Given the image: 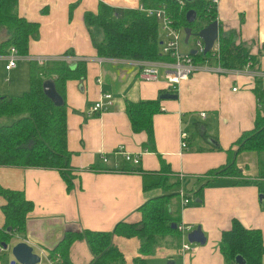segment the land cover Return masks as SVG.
Here are the masks:
<instances>
[{"label": "crops", "instance_id": "0c3cea01", "mask_svg": "<svg viewBox=\"0 0 264 264\" xmlns=\"http://www.w3.org/2000/svg\"><path fill=\"white\" fill-rule=\"evenodd\" d=\"M99 3L113 8L141 6L140 0H14L12 4L14 13L39 24V36L30 40L27 55H70L86 61L84 75L67 80L65 85L67 148L75 170L72 187L67 189L53 169L0 166V185L23 191L33 202L26 234L18 241L28 242L41 256L38 264H61L49 256L48 250L66 230L110 231L120 221L137 222L140 205L159 192L144 191L140 173L113 169L116 163H123L113 150L123 145L131 153H142L138 166L143 170L159 169V154L179 174L180 192L189 199L182 189L188 183V192H194L196 198L181 207L180 222L193 228L199 225L206 237L204 244L193 243L192 250L185 253L179 251L181 242L177 247L170 241L163 242L147 257V264H225L219 241L234 218L245 227L261 230L264 264V178L256 177L254 171L259 156L252 155L256 163H248L249 179L245 183L230 176L211 178L205 174L224 164L226 149L242 131L253 127L254 80L242 74L200 70L180 81L174 92L161 71L158 81L150 82L139 77L131 60L98 61L100 56L93 46L85 15L95 14ZM216 6L222 28L235 30L240 40L259 54L255 66L264 67V0H220ZM163 36L159 33L161 43ZM96 39H101V35H96ZM16 67L4 71L14 72ZM12 78L6 77L5 81L11 84ZM26 84L28 87L29 70ZM24 86H8L5 91L0 89V94L20 95ZM161 90L176 93L177 98L160 99ZM103 93L111 95V103L104 111L90 113ZM147 99L159 100L160 110L152 121L157 153L144 151L148 135L144 131L133 132L126 114L128 101ZM199 112H205V116ZM182 130L188 133L186 148L180 146ZM104 155L107 162L102 161ZM3 203L0 196V228L4 225ZM114 243L126 263L133 264L138 256V240L115 236ZM69 256L72 264H88L93 257L84 239L72 243ZM8 260H12L11 255Z\"/></svg>", "mask_w": 264, "mask_h": 264}, {"label": "trees", "instance_id": "16d2710c", "mask_svg": "<svg viewBox=\"0 0 264 264\" xmlns=\"http://www.w3.org/2000/svg\"><path fill=\"white\" fill-rule=\"evenodd\" d=\"M13 2L0 0V34L4 35L0 41V55L8 52L11 46L18 53L27 54L30 40H36L39 36L38 22L14 13ZM140 3V8H113L99 3L95 14L85 15L98 56L169 59L161 52L159 22L142 8L164 7L174 26L179 29L189 26L192 35L207 23L218 21L217 6L211 4L210 0H140ZM190 9L196 12V19L188 23L186 12ZM218 25L221 66L232 69L242 68L247 63L250 66L259 63V54L252 52V47L241 41L235 30H224L219 21ZM96 35H101V39L97 40ZM210 55V52H201L192 57L194 61L201 62ZM29 64L28 90L20 95L0 94V166L53 169L58 171L67 189H70L75 170L70 162L71 152L67 148L65 85L67 80L84 75L86 61H52L43 66L34 62ZM48 78L53 79L57 92L63 98L62 106H56L44 94L42 83ZM252 91L256 97L253 127L242 131L226 149L224 164L206 171L205 174L211 178L230 176L238 182H247L248 175H244L236 165L235 156L240 151L255 152L259 156V174L256 177L264 178V88L260 80L254 79ZM159 110L158 99L128 101L126 104L132 131H144L148 135V144L144 147L155 153L152 121ZM203 132H207L206 129ZM234 145H237L236 150H232ZM158 156L160 168L157 170H143L125 161L119 166L122 171L140 173L144 191H160L140 205V219L137 222L120 221L110 231L66 230L57 244L48 250L49 256L61 264H72L70 246L74 241L84 239L93 256L88 264H127L124 254L114 243L115 236L138 240V256L133 259V264H147V257L153 255L163 242L170 241L177 247L181 242V233L177 228L181 210L180 176ZM0 196L4 199L1 206L4 225L0 228V264H10L9 252L3 250L4 244H8L13 237L25 236L27 215L33 209V202L25 197L23 191L1 185ZM173 223L176 224L175 228H172ZM7 227L11 228L10 231H7ZM219 251L225 264H236L234 257L237 254L244 257L246 264H263L262 232L258 228L245 227L234 218L230 227L221 233Z\"/></svg>", "mask_w": 264, "mask_h": 264}, {"label": "built area", "instance_id": "2783aa9c", "mask_svg": "<svg viewBox=\"0 0 264 264\" xmlns=\"http://www.w3.org/2000/svg\"><path fill=\"white\" fill-rule=\"evenodd\" d=\"M220 0H210L211 4L217 5ZM148 16L155 17L161 29L163 30L164 36L161 43V52L166 55L169 59L166 60H144V59H128L131 60L138 70V75L142 80L155 82L158 81L160 76V71H163L165 80L169 83L171 90L176 91L177 85L180 81L187 79L189 76L197 71L205 70L209 72H214L217 74H242L251 77L253 80L258 79L261 81L264 88V67L258 68L256 66H250L247 63L242 68H226L219 63V43L218 39L215 41L211 55L208 58H212L213 62L206 58L203 62L194 61L192 54L189 52H183L180 50V42L182 39L183 29H179L174 26L171 16L168 14L166 9L161 6L142 8ZM195 37V47L196 53H203V42L198 36ZM195 53V54H196ZM4 59V68L10 70L17 66V64L26 60L29 62H34L38 66H43L48 62L52 61H65L68 63H73L80 60L70 55H59V56H46V55H27L18 53L15 47H10L8 52L0 55ZM112 58V57H111ZM111 58L102 57L98 58V61L110 60ZM127 60V58H123ZM236 87H233L235 90ZM111 103V95L108 93H103L100 100H97L91 106L90 113H98L107 109L108 105ZM201 117L205 116V112H199ZM186 138H188V133L186 131L180 132V146L181 148H186ZM145 149L144 151H146ZM113 153L121 158L122 161L129 162L134 166L140 163L141 152L131 153L126 150L123 145L117 146L113 150ZM102 161L107 162L108 157L102 156ZM119 168L118 164H115L113 169ZM189 199L186 195L181 192L180 206L183 207L188 203ZM178 230L181 233V245L179 251L185 253L192 250V244L187 240V234L193 229L192 226L179 223L177 225ZM58 256V255H57Z\"/></svg>", "mask_w": 264, "mask_h": 264}, {"label": "water", "instance_id": "95a60500", "mask_svg": "<svg viewBox=\"0 0 264 264\" xmlns=\"http://www.w3.org/2000/svg\"><path fill=\"white\" fill-rule=\"evenodd\" d=\"M179 1H188V0H179ZM196 19V12L193 9H190L186 12V21L188 23L193 22ZM218 21L214 20L212 22L207 23L203 26L194 36H198L204 45L203 54H207L212 50V47L215 41L218 39ZM184 31V43H187L189 37L192 35L191 28L186 26L183 28ZM189 53L194 55L196 50L190 49ZM42 89L44 94L52 100V102L56 106H62L64 104L63 98L57 92L55 88V84L53 79L48 78L43 81ZM160 99H176L177 94L171 93L170 91H164L162 94L159 95ZM262 195H260V198ZM176 224H172V228H175ZM10 227H7V231H10ZM187 240L190 243H197V244H204L206 242V237L198 225L193 228L187 234ZM8 245L4 244V248L7 249ZM10 252L12 256V260H10V264H38L41 260V256L34 252L33 247L26 241H18L10 247ZM234 261L236 264H246V260L243 256L237 254L234 257ZM167 264H173L172 261H169Z\"/></svg>", "mask_w": 264, "mask_h": 264}, {"label": "rangeland", "instance_id": "374dc122", "mask_svg": "<svg viewBox=\"0 0 264 264\" xmlns=\"http://www.w3.org/2000/svg\"><path fill=\"white\" fill-rule=\"evenodd\" d=\"M158 33H161V35H163V32H162V29H161V25L159 24L158 25ZM3 37L4 35L3 34H0V41L3 40ZM184 32L182 33V39H181V42H180V50L181 51H186V50H189V49H193L195 47V37L194 35H191L189 37V40L187 43H184ZM210 59L212 62H213V59L212 58H208ZM202 62V61H201ZM29 62H25V61H20L18 64H17V67L15 69H13L14 72H7V71H4V68H3V65L0 63V89L5 91V89L8 87V86H16L17 84H22V85H26L24 87H26L25 90H22V91H27L29 86L27 87L28 84L27 83V80H28V70H29ZM161 72L163 73V71L161 70ZM10 73H12V76L10 75ZM6 77H9V79L12 78V81L14 79V82H12L11 84H9V81H5V78ZM8 79V78H7ZM3 95V94H1ZM197 139H199L200 137H196ZM195 138V139H196ZM237 148V145H234L232 147V150H236ZM194 149V144H192V149ZM257 156V154L255 152H248V151H240L238 154H236L235 156V159H236V165L239 167V169L241 170V172L247 176V172H249V168L251 166V163L254 164L256 163L253 159V156ZM251 156V158H250ZM253 158V159H252ZM249 163V165H248ZM256 168H254V171L256 172L255 175L259 174L258 173V168L255 170ZM185 185H188V183H186ZM183 185L182 186V189H184L185 193L187 195L190 196V200H194L196 198L194 192H188L186 186ZM188 187V186H187ZM157 192L160 193L159 190H157ZM263 201H264V198H263ZM18 237H13L9 242H8V247L7 249H3V250H6L8 251V256L11 255V252H10V247L15 244L17 241H18ZM164 264H167L166 261H164Z\"/></svg>", "mask_w": 264, "mask_h": 264}]
</instances>
